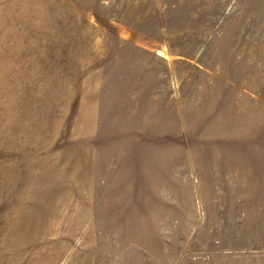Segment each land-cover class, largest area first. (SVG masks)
<instances>
[{
	"label": "rangeland",
	"instance_id": "rangeland-1",
	"mask_svg": "<svg viewBox=\"0 0 264 264\" xmlns=\"http://www.w3.org/2000/svg\"><path fill=\"white\" fill-rule=\"evenodd\" d=\"M0 264H264V0H0Z\"/></svg>",
	"mask_w": 264,
	"mask_h": 264
}]
</instances>
